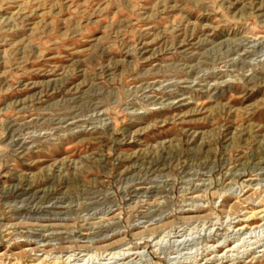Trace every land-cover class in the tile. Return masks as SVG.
Listing matches in <instances>:
<instances>
[{
	"label": "rangeland",
	"instance_id": "obj_1",
	"mask_svg": "<svg viewBox=\"0 0 264 264\" xmlns=\"http://www.w3.org/2000/svg\"><path fill=\"white\" fill-rule=\"evenodd\" d=\"M263 172L264 0H0V264H264Z\"/></svg>",
	"mask_w": 264,
	"mask_h": 264
},
{
	"label": "bare ground",
	"instance_id": "obj_2",
	"mask_svg": "<svg viewBox=\"0 0 264 264\" xmlns=\"http://www.w3.org/2000/svg\"><path fill=\"white\" fill-rule=\"evenodd\" d=\"M262 161V160H261ZM260 167V166H259ZM257 171V170H256ZM260 171L262 172V170L260 169ZM264 173V172H263ZM264 211V210H263Z\"/></svg>",
	"mask_w": 264,
	"mask_h": 264
}]
</instances>
